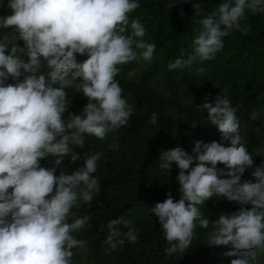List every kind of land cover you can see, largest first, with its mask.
Masks as SVG:
<instances>
[{
  "label": "clouds",
  "instance_id": "1",
  "mask_svg": "<svg viewBox=\"0 0 264 264\" xmlns=\"http://www.w3.org/2000/svg\"><path fill=\"white\" fill-rule=\"evenodd\" d=\"M8 7L11 14L0 17V27L14 29L24 47L9 48L0 42V264H73L72 249L84 247L86 241L72 233L84 228L89 218L68 222L69 217L73 207L91 205L100 191L99 178L93 174L103 154L87 156L70 175L63 171L56 175L57 166L65 156L72 163L81 159L71 145L83 148L86 136L104 140L110 131L127 126L133 109L115 78L122 65L138 59L151 62L156 45L144 40L140 19H130L129 14L140 7L137 0H8ZM201 7L199 2L193 4L197 15ZM246 11L264 13V0H223L198 21L192 52L185 58L181 49L167 69L183 70L214 59L223 48V37L233 30L248 32L250 26L242 24ZM179 15H184L182 10ZM77 54L87 58L78 62ZM41 61L48 71L37 74ZM9 78L17 82L6 83ZM58 83L60 87L55 86ZM72 84L88 103L83 117L69 113L65 119L70 104L65 88ZM204 100L198 107L207 110L221 142L197 140L193 155L180 147L162 151L159 167L169 173L175 163L179 169L180 198L166 193L150 212L169 245L164 249L166 258L191 246L198 221L200 228L211 223L210 246H230L223 253L236 257L230 264H258L257 250L264 251V164L254 169L253 180L242 182L254 162L241 143L237 108L220 95L214 103L207 102V95ZM258 117L254 110L251 119ZM156 122L157 114L152 113L150 123ZM109 148L118 150L119 145L113 142ZM50 156L55 158L52 166L42 167L40 160ZM218 163L224 167L217 168ZM214 195L237 202L239 211L210 222L198 206ZM130 224L123 217L108 221L104 243L109 251L125 240L139 242L138 230ZM120 225L128 230L121 233Z\"/></svg>",
  "mask_w": 264,
  "mask_h": 264
},
{
  "label": "trees",
  "instance_id": "2",
  "mask_svg": "<svg viewBox=\"0 0 264 264\" xmlns=\"http://www.w3.org/2000/svg\"><path fill=\"white\" fill-rule=\"evenodd\" d=\"M8 7V0H2ZM140 7L129 14L130 19L139 18L146 30L144 40L156 45L151 62L138 59L122 65V72L115 78L123 89V97L132 107L133 113L127 126L110 131L106 139L86 136L83 148L71 145L72 150L81 155L75 163L70 156H65L61 166H57L56 175L63 171L72 174L83 166L84 159L96 153H102L93 174L99 178L100 191L93 197L91 205L81 203L73 207L75 218L87 216L89 223L73 232V236L86 241L84 247H74L73 264H230L236 257H227L224 252L230 246H210L209 228H197L191 246L184 252L165 256L164 249L169 245L163 237L158 219L150 212L157 202L166 199L171 192L172 198H180L179 183L176 179L179 169L172 164L169 173L159 167L162 151L180 147L190 155L195 141L193 135L199 134L204 143L215 141L221 134L215 125L207 119V110L198 106L205 102L214 103L220 95L229 99L237 108L236 115L240 121L241 143L253 158V166L246 169L241 180H253L252 172L264 164V13L252 14L246 11L247 20L242 21L250 27L245 34L233 30L223 37V48L215 54L214 59L196 62L183 70L167 69L170 61L180 56L184 50L185 58L192 52L191 42L200 28L198 21L216 10L223 0H137ZM201 4V14L194 11V3ZM184 15L180 16L179 12ZM7 16L0 9V17ZM9 34L19 47L23 41L16 39L12 28L0 27L2 34ZM143 50L137 49V52ZM7 54V53H6ZM27 61V57H23ZM78 60L79 54L76 55ZM87 58V57H86ZM42 74L48 71L46 63ZM141 67V68H140ZM202 69V71H200ZM139 71V72H137ZM130 73H133L130 75ZM23 80V75L19 81ZM17 81L9 78L6 83ZM152 82H160L162 89ZM60 87L58 83L55 85ZM69 101V113H83L88 99L76 89L75 84L65 88ZM183 95L190 99L182 98ZM260 117L253 120V111ZM152 113L157 114V122L150 123ZM260 140V149H253V140ZM117 142L118 150H110L109 145ZM229 146V141H223ZM54 157L40 160L42 167H51ZM195 166V164L190 167ZM210 166V165H208ZM217 164V168H223ZM228 178V177H222ZM209 221L219 219L220 215H231L239 211L241 205L228 201L224 197L213 196L198 206ZM250 208L251 205H244ZM123 217L131 221L138 231V243L127 240L115 251H109L104 243L107 235V223L110 219ZM121 233L128 229L118 226ZM258 264H264V251L257 250Z\"/></svg>",
  "mask_w": 264,
  "mask_h": 264
},
{
  "label": "rangeland",
  "instance_id": "3",
  "mask_svg": "<svg viewBox=\"0 0 264 264\" xmlns=\"http://www.w3.org/2000/svg\"><path fill=\"white\" fill-rule=\"evenodd\" d=\"M0 9H3V10H5V12H6V14L7 15H10L11 14V10H10V8L9 7H5L4 6V4H3V2H2V0H0ZM1 42L2 43H6L8 46H9V48H11V46L13 45V44H15V41H14V39L9 35V34H7V33H4V34H2V36H1ZM21 48H23V47H21ZM86 59V56H83V55H79V58H78V62H82L83 60H85ZM141 68V67H140ZM43 69H44V64L43 63H41V65H40V67H39V69L37 70V74H42V72H43ZM137 72H139V71H137ZM80 82V78H77V80L75 81V83H79ZM152 84L155 86V87H158V88H160V89H162L163 87H162V84L160 83V82H152ZM76 86V85H75ZM76 89L79 91V89L76 87ZM80 92V91H79ZM182 98H184V99H186V100H188V99H190L188 96H186V95H183L182 96ZM78 115H81L82 117H83V113H79ZM199 141H203V139H202V137L199 135V134H197V133H194L193 134ZM215 141L216 142H220V137H217L216 139H215ZM253 149L255 150V151H259V149H260V140L259 139H254L253 140Z\"/></svg>",
  "mask_w": 264,
  "mask_h": 264
}]
</instances>
